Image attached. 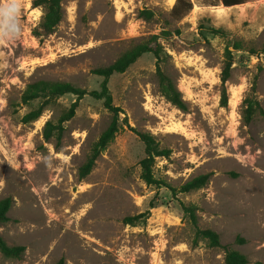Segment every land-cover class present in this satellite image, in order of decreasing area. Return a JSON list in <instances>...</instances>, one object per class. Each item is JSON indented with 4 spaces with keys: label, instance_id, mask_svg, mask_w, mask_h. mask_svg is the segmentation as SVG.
Here are the masks:
<instances>
[{
    "label": "rangeland",
    "instance_id": "1",
    "mask_svg": "<svg viewBox=\"0 0 264 264\" xmlns=\"http://www.w3.org/2000/svg\"><path fill=\"white\" fill-rule=\"evenodd\" d=\"M33 2L0 0V202L13 201L0 234L26 248L21 259L0 252V264H225V251L197 237L183 204L198 208L201 229L217 232L249 264H264V54L250 53L264 50V0L230 8L197 4L181 21L171 17L176 0H63L65 17L47 37L36 35L44 12ZM145 7L157 12L151 21L140 16ZM164 29L173 36H162ZM235 43L241 50L233 51L229 105L222 107V69ZM141 44L163 47L161 66L188 112L162 96L157 58L143 55L110 79L127 121L81 180L80 167L112 121L104 102L82 99L75 117L47 141V123L57 126L78 97L61 96L26 123L43 101L25 105L22 96L37 81L100 90L104 79L92 71ZM250 100L262 112L247 121ZM127 124L171 151L156 160L157 179L180 189L212 174L210 183L177 195L147 185L140 166L145 145ZM138 216L135 225L125 223Z\"/></svg>",
    "mask_w": 264,
    "mask_h": 264
},
{
    "label": "trees",
    "instance_id": "2",
    "mask_svg": "<svg viewBox=\"0 0 264 264\" xmlns=\"http://www.w3.org/2000/svg\"><path fill=\"white\" fill-rule=\"evenodd\" d=\"M256 0H176V3L172 9L171 17L174 20L181 21L186 16H188L195 8L197 4L199 6H224L227 8L234 6H241L254 2ZM34 8H41L44 12L43 21L36 32L38 37L50 36L52 35L58 26L61 24L65 17V10L63 8V0H34ZM140 16L147 21H151L157 16V12L149 9L143 8L140 10ZM211 33L216 34L221 37H225L227 34L223 30H216L211 28ZM179 31H177V34ZM164 37L173 36L171 30L164 29L161 32ZM158 39V38H156ZM234 50L230 48L227 49L226 59L222 69L221 81H222V98L221 106L228 107L229 105V95L227 90V83L231 78L233 64H234V52L240 51V44L233 45ZM163 47L160 44L156 46H150L148 44H141L132 49L131 51L123 54L117 61L108 67L97 68L92 71L96 76L102 77L104 79L101 84L100 90L87 91L75 87L70 83L64 82H49V81H37L30 84L22 96V102L25 105L30 104L36 100H42V105L27 114L24 118L26 123H31L39 120L44 113L45 107L54 102L57 98L73 94L78 97L77 101L72 104L70 109H68L62 117L59 119V124L54 126L51 122H48L45 128V139L50 141L53 138L54 131L62 132L64 130V124L71 121L77 112L79 103L82 99L89 96L97 100H102L104 102L105 108L112 114V121L109 127L104 131L99 140L93 146L90 155L88 156L86 162L79 169V177L81 180L86 179L96 167L97 161L103 152L112 144L118 134L123 130V123L127 121V117L121 120V115L124 114L120 107L114 104L113 96L110 92L109 82L110 79L116 74L125 73L132 65H134L143 55L147 53H153L157 58V70L156 75L158 78L159 90L162 96L175 108L181 110L182 112H188V103L184 99L182 92L179 90L176 83L165 73L161 66ZM251 55L260 56L264 54L262 52H257L251 50ZM257 81L253 83L252 92H256ZM257 111H261V107L258 102L248 101L247 102V121H250ZM127 126L131 131L135 132L141 142L145 145V158L140 162L141 166V179L149 186L157 187H167L174 195L178 193H192L205 188L211 181L212 174H205L198 176L191 181L187 182L180 189L173 188L169 186L164 181L159 180L155 176V166L156 160L158 158H168L171 154L170 150L161 149L157 143L154 136L147 133H142L132 128L129 124ZM13 206V201L10 198L4 199L0 202V228L11 221L9 217V212ZM185 217L189 219L191 224L196 228V234L198 238H202L207 241L210 248H221L225 251V264H249V259L243 253L232 249L229 246H224L221 242L220 235L211 229H201L199 226V219L197 215L198 208L191 205H182ZM151 208H154L152 204ZM140 219L138 217H129L125 219L127 225H135ZM26 251L24 246H10L5 238L0 234V252L9 259H21ZM59 264H64L61 260Z\"/></svg>",
    "mask_w": 264,
    "mask_h": 264
}]
</instances>
